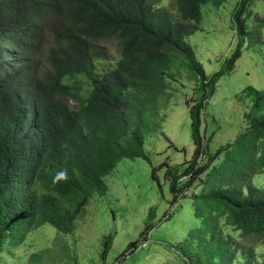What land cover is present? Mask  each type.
I'll use <instances>...</instances> for the list:
<instances>
[{"label": "trees", "instance_id": "trees-1", "mask_svg": "<svg viewBox=\"0 0 264 264\" xmlns=\"http://www.w3.org/2000/svg\"><path fill=\"white\" fill-rule=\"evenodd\" d=\"M222 1L0 0V254L43 224L74 231L118 161L145 157V135L160 125L158 100L169 79L191 70L198 93L189 103L193 156L170 190L172 202L188 193L193 223L171 247L179 264H264V88L243 90L250 104L231 142L210 151L211 135L201 131V111L241 55V42H263L264 18L249 29V0H240L238 46L209 76L186 41L199 29L201 5ZM108 42L118 57L100 70ZM112 241L105 237L102 259Z\"/></svg>", "mask_w": 264, "mask_h": 264}, {"label": "rangeland", "instance_id": "rangeland-1", "mask_svg": "<svg viewBox=\"0 0 264 264\" xmlns=\"http://www.w3.org/2000/svg\"><path fill=\"white\" fill-rule=\"evenodd\" d=\"M153 1L162 7L169 3ZM239 2L202 4L199 29L186 38L207 76L223 70L238 46L233 17ZM243 15L252 28L258 17L264 18V0H249ZM261 31L264 39V27ZM105 46L109 58L97 61L100 70L114 66L118 57L115 44ZM241 48L234 67L221 75L201 111V131L206 137L211 135L210 151L231 142L244 129L243 113L250 99L243 90L264 88V40L248 47L246 38ZM190 71H182L181 80L169 79L166 93L158 100L162 118H157L158 129L145 135V157L118 161L104 177L105 193L89 196L77 215L74 231L61 233L49 224L38 226L23 244L0 254V264H179L173 247L186 236L193 216L188 193L171 201L170 183L193 156L189 103L197 101L198 93ZM70 104L74 102L70 100ZM146 226L150 227L141 241ZM108 235L113 241L102 259ZM136 240L138 247L121 257L128 243Z\"/></svg>", "mask_w": 264, "mask_h": 264}, {"label": "built area", "instance_id": "built-area-1", "mask_svg": "<svg viewBox=\"0 0 264 264\" xmlns=\"http://www.w3.org/2000/svg\"><path fill=\"white\" fill-rule=\"evenodd\" d=\"M143 245L145 246V243H143Z\"/></svg>", "mask_w": 264, "mask_h": 264}]
</instances>
